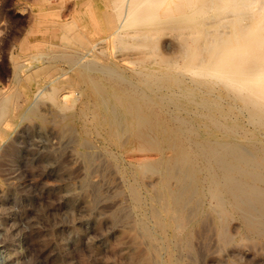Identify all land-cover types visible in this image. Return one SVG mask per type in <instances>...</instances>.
I'll use <instances>...</instances> for the list:
<instances>
[{
    "label": "rangeland",
    "instance_id": "374dc122",
    "mask_svg": "<svg viewBox=\"0 0 264 264\" xmlns=\"http://www.w3.org/2000/svg\"><path fill=\"white\" fill-rule=\"evenodd\" d=\"M75 1L0 0V95L15 93L19 104L13 110V121L8 122L7 116L0 119V264H264V231L256 235L244 227L248 221L242 212L228 214L225 233L231 239L228 243L222 241L220 212L229 204L213 195L206 171L195 174L198 181L195 175L183 177L178 172L171 179L170 190H176L183 178L194 184L195 191L187 200L183 222L176 229L164 230L161 224L166 220L165 213L160 212L162 171L152 167L139 170V160L159 163V151L131 145L132 138L123 121L114 139L103 136L95 129L93 112L88 109L82 119L88 132L82 134L81 126L70 120L69 114H77L82 107L85 110V102L77 103L71 111L60 108L47 95L50 86L46 82L27 101L25 85L17 84L13 66L15 57L32 63L21 43L25 37L35 43L42 39L58 43L57 39L27 35L32 28L52 31V22L56 20L71 21ZM42 9L49 16H43L44 26H36ZM76 29L73 26L69 33L74 34ZM93 36L88 39L93 40ZM168 41L166 38L162 44ZM72 44L80 50L81 62L75 64L67 59L65 54H73V49L63 46L66 53H47L31 67L50 64L48 67L56 68L57 80L75 77L84 70L88 57L83 56L84 46ZM42 47L63 49L54 44ZM108 51L114 49L109 46ZM87 86L82 83L79 89H73V94L80 96ZM214 88L196 90L199 98L191 107L182 109L178 118L177 107L168 101L175 93L171 89L155 90L159 104L156 107L168 115L174 126L186 129L183 133L196 158V169L211 165L212 179L225 193L232 185L222 181L217 166L219 156L203 152L194 144L207 129L205 121L196 122L198 115L207 111L206 100L217 106L213 120L228 119L227 124L237 129L242 152L250 159L245 168L262 173L264 165L256 159L255 150L264 145V127L252 118L249 106L238 100L234 91L219 85ZM61 91L64 95L71 89L65 87ZM176 92L190 98V93ZM202 95L207 99H202ZM182 118L189 123L185 125ZM165 154L172 156L173 151ZM261 157L264 160V153ZM185 165L181 162L177 169L182 170ZM243 180L252 182L258 188L255 191H264L263 177L250 175ZM250 195L245 192L239 203L252 199ZM253 205L254 216H259L260 206L255 202Z\"/></svg>",
    "mask_w": 264,
    "mask_h": 264
},
{
    "label": "bare ground",
    "instance_id": "6f19581e",
    "mask_svg": "<svg viewBox=\"0 0 264 264\" xmlns=\"http://www.w3.org/2000/svg\"><path fill=\"white\" fill-rule=\"evenodd\" d=\"M75 2L71 21L56 20L52 22V31L32 28L27 35L57 39L58 43L43 39L35 43L25 37L21 47L23 51H28L32 63L41 60L47 53H66L63 46L71 47L73 54H65V57L77 64L78 61L81 62L80 50L72 43L78 45V48L84 46L83 56L88 57L84 70L68 80H57L56 68L48 67L50 64L34 69L31 67L32 63H23L19 57H15V79L17 84L25 85L27 101L36 94V90L38 93L42 89L41 85L46 82L50 86L47 95L60 108L71 111L77 103L85 102V110L82 107L77 114H69V119L77 121L81 126L82 134L88 132L87 126L82 125V119L88 109L93 112L95 129L103 132V136L114 139L118 132L120 133L119 126L123 121L131 135V145L138 144L142 150L141 147H146L159 151L162 154L159 163L150 164L139 160V170L142 167H152L162 171L163 194L160 212L165 213L163 219H166L161 224L162 229H176L183 222L187 200L195 191L194 184L186 182L183 178L179 179L176 190H170L168 184L171 179L177 172L186 177L206 171V180L212 182L213 195L218 196L221 202L226 200L230 206L220 212L221 218L223 217L219 225L222 241L228 243L231 239L225 233V220L229 213L242 212L248 221L244 227L256 235L262 233L264 191H255L258 188L243 179L250 175L264 178V173L245 168L250 159L242 152L237 129L234 125L227 124L228 119L224 122L218 118L213 120L217 106L211 100H206L207 111L205 115H198L196 122L205 121L207 129L199 135V140H195L194 144L203 152L219 156L217 166L221 169L222 181L232 185L224 193L218 187L219 184L214 182L215 179H212L214 168L211 165L196 169V158L189 151L190 147L185 139L188 137L183 133L186 129L174 126L168 115L165 116L161 109L156 107L159 104L157 105L155 90L171 89L175 92L168 101L177 107L175 117L178 118L182 109L191 107L192 102L199 98L196 90H211L214 86H222L230 89V92L234 91L237 99L249 106L252 118L264 127V0ZM48 13L44 9L38 13L36 26L45 23L44 18L46 19ZM73 26L78 29L71 34L69 32ZM93 34L95 36L90 41L88 38ZM166 38L170 41L163 45L162 42ZM43 44L59 45L63 49L50 50L46 49L48 47H42ZM109 46L114 52L109 53ZM82 83H86L87 88H84V92L81 91L80 96H75L73 89H79ZM65 87L71 91L63 95L61 90ZM179 90L190 93V98L180 96L176 92ZM15 95H0V119L4 116L8 117V122L15 119L13 110L19 106ZM201 98L207 99L204 95ZM237 99L235 101H238ZM182 122L189 123L183 118ZM209 125H214V129ZM168 150L173 151L172 156H166ZM255 151L256 159L264 165L261 157L264 145L256 147ZM181 162L186 163L182 170L177 169ZM197 176L195 175L196 179ZM245 192H249L252 199L248 198L246 202L239 203V198ZM254 202L260 206L259 216H254Z\"/></svg>",
    "mask_w": 264,
    "mask_h": 264
}]
</instances>
